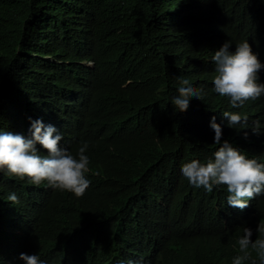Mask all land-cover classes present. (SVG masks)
Masks as SVG:
<instances>
[{
  "label": "trees",
  "instance_id": "trees-1",
  "mask_svg": "<svg viewBox=\"0 0 264 264\" xmlns=\"http://www.w3.org/2000/svg\"><path fill=\"white\" fill-rule=\"evenodd\" d=\"M182 2L188 14L219 22L226 39L234 38L240 29L238 42L248 39L255 50L264 52V0ZM164 10L161 0H0V126L11 128V98L18 87L28 84L29 53L63 59L65 50L87 44L94 69L77 65L70 53L68 65L45 63V81L51 83L31 85V108L36 87L43 88L42 99L46 87L59 90L58 102L63 91L75 89L86 98L84 109L77 111L76 137L71 135L63 143L73 152L81 141L89 143L90 185L79 197L49 187L45 190L47 210L61 216L65 232L72 231L78 249L88 251L93 246L98 264H127L129 259H143L146 264H231L238 252L235 239L242 234L238 227L254 230L264 222V196L246 211L231 212L216 195L186 194L187 188L180 186L183 198L173 202L177 220L167 238L152 240L149 232L140 234L137 229L140 168L175 170L191 149L194 158H207L215 147L209 119L213 115L218 123L221 119L219 108L211 102L193 99L184 114L180 113L183 108L171 103L170 93L179 83L171 68L174 51L166 52L153 41L158 37L157 14ZM56 33L59 36L54 38ZM59 48L61 52H55ZM208 54L205 47L191 58L187 75L194 84L208 77L204 72ZM129 80L132 85L122 90ZM106 83L116 92L110 95L112 89ZM45 102L51 109L60 105ZM64 103L73 105L68 100ZM170 115L177 127L187 128L186 142L166 136L171 121L161 118ZM244 131H248L247 138ZM222 139L248 154L264 155V135L224 127ZM0 212L11 218V203L0 201ZM7 242L10 247L3 254L11 250V238Z\"/></svg>",
  "mask_w": 264,
  "mask_h": 264
},
{
  "label": "clouds",
  "instance_id": "clouds-1",
  "mask_svg": "<svg viewBox=\"0 0 264 264\" xmlns=\"http://www.w3.org/2000/svg\"><path fill=\"white\" fill-rule=\"evenodd\" d=\"M161 1L165 10L157 14L158 37L153 41L155 45L162 44L166 52L174 51L171 68L179 83L170 93L171 103L183 108L180 113L184 114L193 99L211 102L219 108L221 119L219 123L215 115L209 119L215 147L207 158H194L190 155L191 149L175 170L140 168L136 193L140 203L135 205L140 215L136 225L140 234L149 232L152 240L167 238V232L175 227L173 202L178 197L183 198L180 186L187 188L186 194L216 195L231 212L246 211L256 198L264 196V155L248 154L240 146L222 139L224 127L264 135V52L255 50L248 39L238 42L240 29L234 38L226 39L219 22L188 14L187 4L182 0ZM58 36L56 33L54 38ZM84 45L65 50L63 59L50 53H29L28 84L18 87L16 96L11 98V128L0 126V201L5 199L6 203H11V218L0 212V264H98L93 246L89 243L88 251L78 249L72 231L65 232L61 216L45 206V190L49 187L79 197L90 185L87 176L89 143L81 141L75 152L63 143L71 135L76 137V119L80 117L77 111L84 109L86 98L75 89L72 93L63 91L58 98L63 103L58 102L59 90L46 87L42 99L39 93L43 88L36 87L34 108L30 107L31 85L44 86L52 82L45 81L46 62L68 65V55L72 53L77 65L94 69L90 49ZM205 47L209 48L204 66L208 77L194 84L187 75L193 63L191 58ZM61 48L55 52H61ZM132 83L127 81L121 89L126 90ZM105 86L111 87L110 95L116 92L111 83ZM40 100L60 105L51 109ZM67 100L73 105L64 103ZM216 112L212 109L213 114ZM173 117L161 118L171 121L166 136H175L184 143L188 130L184 125L177 127ZM243 134L247 138L248 131ZM199 139L204 142L202 134ZM114 222L118 225L116 219ZM238 229L242 234L235 239L234 247L238 252L232 256L231 264H264V222H259L254 230L247 226ZM9 238L11 250L3 254V250L10 247ZM127 264H146V261L129 259Z\"/></svg>",
  "mask_w": 264,
  "mask_h": 264
},
{
  "label": "bare ground",
  "instance_id": "bare-ground-1",
  "mask_svg": "<svg viewBox=\"0 0 264 264\" xmlns=\"http://www.w3.org/2000/svg\"><path fill=\"white\" fill-rule=\"evenodd\" d=\"M9 229H11V224L9 225Z\"/></svg>",
  "mask_w": 264,
  "mask_h": 264
}]
</instances>
